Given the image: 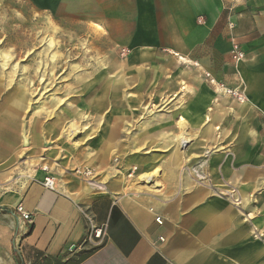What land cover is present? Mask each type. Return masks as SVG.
<instances>
[{
    "label": "crops",
    "instance_id": "1",
    "mask_svg": "<svg viewBox=\"0 0 264 264\" xmlns=\"http://www.w3.org/2000/svg\"><path fill=\"white\" fill-rule=\"evenodd\" d=\"M129 2L132 7L124 6L121 14L138 22L142 48L186 53L188 57L200 49L203 53L218 51L214 48L220 46L227 52L230 44L225 36L230 34L231 22L235 24L233 33L242 51L250 52L257 68H264V0H243L233 11L228 9L234 0ZM199 17H203L202 23H198ZM202 61L206 63L203 68H211L207 57ZM124 68L115 67L113 70L122 71L113 72L100 85L99 93L112 95L132 86L133 82L123 74ZM156 72L165 73L162 68ZM176 74L185 77L189 73L178 68ZM250 105L248 102L239 105L232 113L240 124L246 122ZM145 106H142V118L146 117L142 119V157L133 160L141 162L139 170L144 173L157 171L152 188L127 186L123 183L127 177L109 179L108 175L107 186L99 191L73 172L59 168L54 172L58 189L51 191L44 186L45 178L51 174L45 171L51 167L47 159L43 162L50 166L33 168L29 175L28 171L16 168L21 154L17 143L11 149L16 161L9 163L8 157L0 160V264H264V158L252 151L235 158L243 162L232 164L244 167L232 174L239 190L230 204L225 196L232 197V193L222 182H213V189L221 190L214 192L194 187L190 181L193 176L200 181L205 179L201 168L205 166L208 149L213 147L216 154L221 151L224 139L234 137L223 126L214 129L208 113L195 110L189 115L183 109L177 113L168 112L167 107L150 110ZM218 114L225 123L231 118L227 109H220ZM116 115L124 128L130 113L123 108ZM106 125L98 126L96 147L102 151L109 149L113 155L115 148H119L118 154L126 152L129 148L120 141L118 129ZM17 127L7 133L16 135ZM174 127L177 135L173 134ZM194 128L198 130L192 133ZM239 128L240 137L250 135L248 129ZM216 130H222L220 137L214 136ZM183 134L187 137L185 141ZM15 135L13 138H20ZM167 149H170L168 159H160L158 151ZM198 158L202 159L200 165H185L183 173L180 172L181 164L193 163ZM220 159L221 156L214 158ZM19 171L22 174L17 178ZM58 171L63 174L57 176ZM195 171L202 177L198 178ZM234 202H240L241 207ZM19 204L32 214L31 224L19 220L16 211ZM84 214L106 230L104 242L97 248L87 242L89 227ZM157 216L161 217L162 225L156 223Z\"/></svg>",
    "mask_w": 264,
    "mask_h": 264
},
{
    "label": "rangeland",
    "instance_id": "2",
    "mask_svg": "<svg viewBox=\"0 0 264 264\" xmlns=\"http://www.w3.org/2000/svg\"><path fill=\"white\" fill-rule=\"evenodd\" d=\"M239 3L233 2L228 10H235ZM126 5L132 7L129 0H0V160L8 157L9 163L16 161L11 149L20 143L16 168L31 175L33 168L51 165L45 171L54 177L56 190L54 172L59 168L73 172L99 191L107 186L108 175L109 179L127 177L123 181L127 186L152 188L155 183L135 185L142 171L141 162L133 160L142 157V119L146 118H142V106L150 110L167 107L168 112L177 113L183 109L189 115L198 110L196 113L211 115L214 129L223 126L234 139H224L216 154L210 147L201 168L205 179L192 175L190 182L214 192L221 190L213 189V182H222L232 193V197L225 196L231 204L239 190L232 174L244 167L236 165L243 160L235 158L251 151L264 158V68H257L247 51H243L242 60L235 59L231 49L235 24L231 22L230 34L225 36L230 44L227 52L220 46L214 48L218 51L203 53L200 49L188 57L186 53L142 48L138 22L121 14ZM202 22L199 17L198 23ZM204 57L211 68H203ZM117 66H125L123 74L133 85L104 96L99 87L113 72L121 71L113 70ZM158 68L165 73L157 74ZM178 68L186 69L188 76L177 75ZM244 101L251 104V110L246 122L240 124L232 113ZM123 108L130 113L124 128L116 115ZM220 109L231 113L227 123L218 118ZM72 123L78 129L70 131ZM99 124L115 126L120 141L129 149L118 154L119 148H115L113 155L109 149L96 147ZM16 125L20 138L7 133ZM239 125L250 135L240 137ZM221 133L216 130L214 136ZM169 151L157 154L168 159ZM218 156L221 159L215 161ZM200 160L181 164L180 172L185 165H200ZM21 174L19 171L16 177ZM239 203L234 202L238 208Z\"/></svg>",
    "mask_w": 264,
    "mask_h": 264
},
{
    "label": "built area",
    "instance_id": "3",
    "mask_svg": "<svg viewBox=\"0 0 264 264\" xmlns=\"http://www.w3.org/2000/svg\"><path fill=\"white\" fill-rule=\"evenodd\" d=\"M241 1L243 0H234L235 3H239ZM232 53L235 59L238 61L242 60L244 57V53L240 47V44L237 43L235 40L233 41V45H232ZM55 184H56L55 179L52 176H47L44 180V186L51 191L56 190ZM16 211L19 215V220L25 221L28 224L32 223V214L26 211V209L24 208L22 204H19L16 207ZM84 218L86 219L88 223V227H89L87 242L93 248H97L104 242V239L106 237V230L105 228L97 227L94 224V221L92 220V218H90L87 214H84ZM155 221L159 225H162L163 223L160 216H157Z\"/></svg>",
    "mask_w": 264,
    "mask_h": 264
},
{
    "label": "bare ground",
    "instance_id": "4",
    "mask_svg": "<svg viewBox=\"0 0 264 264\" xmlns=\"http://www.w3.org/2000/svg\"><path fill=\"white\" fill-rule=\"evenodd\" d=\"M122 71V70H121ZM115 75V74H114ZM117 77V76H116ZM114 78V77H113ZM122 78V77H121ZM112 86V85H111ZM101 92V91H100ZM246 103L245 101L243 102V104ZM148 109V108H147ZM74 129H78V126L74 123H72L70 125V131H73ZM177 138H179L177 136ZM187 140V137L185 136V134L182 135V141H185ZM179 141V140H178ZM196 175L198 178L202 177V174L199 173L198 171H195ZM157 174V171L155 172H151V173H144L141 171V173H139L136 178H137V183H135V185H139V184H146V185H149L151 186V184L153 185L154 184V179L156 177ZM143 187V185L141 186ZM90 188V187H89ZM88 190V189H87Z\"/></svg>",
    "mask_w": 264,
    "mask_h": 264
}]
</instances>
